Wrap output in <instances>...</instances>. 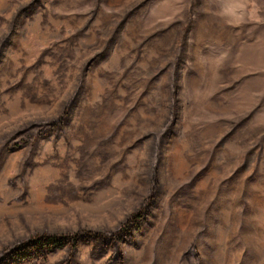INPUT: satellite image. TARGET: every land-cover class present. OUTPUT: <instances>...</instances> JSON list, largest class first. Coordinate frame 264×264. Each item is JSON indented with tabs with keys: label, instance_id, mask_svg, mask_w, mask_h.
I'll return each instance as SVG.
<instances>
[{
	"label": "rangeland",
	"instance_id": "1",
	"mask_svg": "<svg viewBox=\"0 0 264 264\" xmlns=\"http://www.w3.org/2000/svg\"><path fill=\"white\" fill-rule=\"evenodd\" d=\"M83 231L123 264H264V0H0V257Z\"/></svg>",
	"mask_w": 264,
	"mask_h": 264
},
{
	"label": "trees",
	"instance_id": "2",
	"mask_svg": "<svg viewBox=\"0 0 264 264\" xmlns=\"http://www.w3.org/2000/svg\"><path fill=\"white\" fill-rule=\"evenodd\" d=\"M68 114V112H66ZM64 115L60 117L54 124L53 128L54 131H57L58 129L62 128L65 124L66 119L68 118V115ZM157 167L155 166L154 171L152 173L151 183H152V192L155 194L158 192V189L160 187L159 181H158V172H156ZM154 196V195H153ZM150 207L145 206L144 209L138 213H136L132 218H130L127 222V224L124 227V231L131 230L132 227H136L137 223L143 219L147 213L149 212ZM82 242H91L96 244H102V245H116L114 247L115 250V257H119L121 259V264L124 263V256L121 253V250L119 246L117 245V236L115 235H105L102 233L97 232H90V231H83L79 232L78 234L74 236L69 237H58V236H52V235H41L37 236L34 239L20 243L16 246H13L10 250H8L5 254H3L0 257V264H16L17 260L18 262L23 261H40L42 259L46 258V253L44 252L45 249H51L55 246L63 247L65 245H69L71 248V255H76V249ZM14 260V261H11ZM75 256L69 257L68 261L70 264L74 261ZM108 264H112V262H109Z\"/></svg>",
	"mask_w": 264,
	"mask_h": 264
}]
</instances>
